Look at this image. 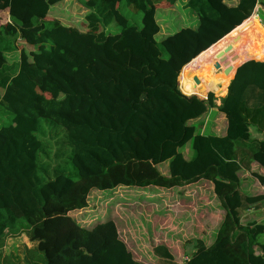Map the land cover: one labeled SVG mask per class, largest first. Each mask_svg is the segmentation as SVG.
Listing matches in <instances>:
<instances>
[{
  "label": "trees",
  "instance_id": "obj_1",
  "mask_svg": "<svg viewBox=\"0 0 264 264\" xmlns=\"http://www.w3.org/2000/svg\"><path fill=\"white\" fill-rule=\"evenodd\" d=\"M56 1L0 0L29 12L0 22V264H147L113 220L83 224L70 212L94 188L203 180L223 207L213 240L189 239L180 262L156 243L153 264H264V222L241 224L237 212L264 204L238 176L247 161L264 167V59L237 65L218 104L211 90L198 95L218 80L204 69L215 63L208 48L241 31L264 0H185L195 23L158 39L156 6L177 0H79L84 30L46 17ZM110 23L119 30L106 32ZM184 80L194 85L182 92ZM210 110L220 133L201 130Z\"/></svg>",
  "mask_w": 264,
  "mask_h": 264
},
{
  "label": "rangeland",
  "instance_id": "obj_2",
  "mask_svg": "<svg viewBox=\"0 0 264 264\" xmlns=\"http://www.w3.org/2000/svg\"><path fill=\"white\" fill-rule=\"evenodd\" d=\"M184 1L177 0L172 4L161 1L157 4L155 17L159 23V30L155 38L158 39L181 26L195 23L196 15L184 7ZM255 7L250 16L252 22L249 20L244 23L246 26L241 31L233 30L213 46V61L218 62L219 66L215 67L214 63L204 67L212 74H217L218 80L210 83L209 87H204L205 89L198 95L204 94L206 89H212L216 95L215 104L224 95L229 76L237 62L248 57L264 59V40L261 42L258 39L253 40V34L264 36V8L258 5ZM87 10L79 0H59L49 6L46 17L57 18L64 24L74 25L84 30V14ZM10 14L27 19L29 12L14 5L5 9L0 8V22L8 19ZM118 30L119 26L114 23H110L106 28V32ZM22 37L25 40L22 38L19 41L21 43L30 40L25 32ZM227 46L233 50L234 57L227 56V65L224 66L216 54L221 50L224 52ZM226 67L230 68L227 73L224 72ZM196 76L199 78V75ZM185 81L183 83L181 81L180 89L183 88ZM186 82L194 85L192 81ZM181 91L183 92L182 89ZM191 91L194 92V90ZM203 119L204 126L201 129L203 133L222 131L223 120L220 113L210 110ZM179 149L184 156H188L191 152L190 142H186ZM241 165L238 172L241 189L247 193L264 194V167L254 161H247ZM68 167L72 171V166ZM157 167L167 173V162H161ZM237 212L241 224L251 219L264 222V204L258 208L240 209L238 207ZM70 213L83 224L94 218L113 220L119 237L125 241L133 256L147 264H153L155 256L152 253V246L156 243L168 245L174 259L180 262L184 259L183 256L187 250L191 249L189 239L200 237L206 243L211 242L222 217L223 207L218 197L213 194L211 183L203 180L194 186L175 185L169 189L153 185L143 187L121 185L103 190L94 188L88 195L86 206ZM259 240H264V234L259 236Z\"/></svg>",
  "mask_w": 264,
  "mask_h": 264
},
{
  "label": "water",
  "instance_id": "obj_3",
  "mask_svg": "<svg viewBox=\"0 0 264 264\" xmlns=\"http://www.w3.org/2000/svg\"><path fill=\"white\" fill-rule=\"evenodd\" d=\"M224 52L226 53V54H224ZM224 52L222 53V51H220V52H218L217 54H216V57L218 58V60L219 61H221L222 62V64L224 65V66H226L227 65V56H230V58H233L234 57V53H233V50H231L230 49V47L229 46H227V47H225L224 48ZM198 54V53H197ZM192 59V58H191ZM190 59V60H191ZM246 59H249V57L248 58H244L243 60H240L239 62H237L235 65L237 66V65H239L241 62H243L244 60H246ZM189 60V61H190ZM188 62V61H187ZM186 62V63H187ZM186 63H184V64H186ZM184 64L182 65V66H184ZM219 63L218 62H216L215 63V67H218L219 65H218ZM182 66H181V68H182ZM236 66H235V68H236ZM181 68H180V71H181ZM235 68H234V70H235ZM230 70V68L229 67H226L225 68V70H224V72L225 73H227L228 71ZM234 72V71H233ZM179 75H180V72H179ZM194 81H197V79L196 78H194ZM206 92V91H205ZM205 92H204V94H205ZM204 94H202V95H204Z\"/></svg>",
  "mask_w": 264,
  "mask_h": 264
},
{
  "label": "crops",
  "instance_id": "obj_4",
  "mask_svg": "<svg viewBox=\"0 0 264 264\" xmlns=\"http://www.w3.org/2000/svg\"><path fill=\"white\" fill-rule=\"evenodd\" d=\"M215 45V44H214ZM213 45V46H214ZM213 46H211L210 48H208V49H210L211 51H213ZM206 90H211V91H213L212 89H206ZM226 91V90H225ZM214 92V91H213ZM184 93H187V94H189V93H196L195 91L194 92H192L191 90H188V91H186V92H184ZM215 93V92H214ZM196 94H198V93H196ZM199 94H201V93H199ZM216 96V95H215ZM219 103V102H218ZM217 103V104H218ZM198 183H200V182H196V183H191V184H188L189 186H194V185H196V184H198ZM240 189H241V187H240ZM188 251V250H187ZM187 253V252H186ZM186 255V254H185Z\"/></svg>",
  "mask_w": 264,
  "mask_h": 264
},
{
  "label": "built area",
  "instance_id": "obj_5",
  "mask_svg": "<svg viewBox=\"0 0 264 264\" xmlns=\"http://www.w3.org/2000/svg\"><path fill=\"white\" fill-rule=\"evenodd\" d=\"M254 8H256V7H254ZM254 8H253V10H254ZM253 10H252V12H253ZM252 12H251V13H252ZM251 13H250V14H251ZM250 14H249V15H250ZM249 15H248V16H249ZM256 15H257V14H256ZM248 16H247V17H248ZM257 16H258V15H257ZM247 17H246V18H247ZM244 19H245V18H244ZM244 19H243V20H244ZM183 257L186 258V255H184Z\"/></svg>",
  "mask_w": 264,
  "mask_h": 264
},
{
  "label": "clouds",
  "instance_id": "obj_6",
  "mask_svg": "<svg viewBox=\"0 0 264 264\" xmlns=\"http://www.w3.org/2000/svg\"><path fill=\"white\" fill-rule=\"evenodd\" d=\"M255 6H256V5H255ZM255 6H254V7H255ZM239 24H240V23H239ZM236 26H237V25H236ZM236 26H235V27H236Z\"/></svg>",
  "mask_w": 264,
  "mask_h": 264
}]
</instances>
